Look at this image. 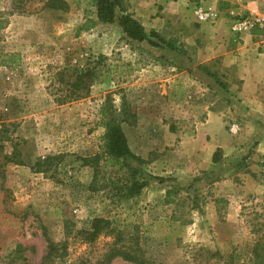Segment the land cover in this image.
Masks as SVG:
<instances>
[{"label":"rangeland","instance_id":"obj_1","mask_svg":"<svg viewBox=\"0 0 264 264\" xmlns=\"http://www.w3.org/2000/svg\"><path fill=\"white\" fill-rule=\"evenodd\" d=\"M12 1L0 0V17L9 18L0 30V53L19 52L22 62L13 69L0 65V125L12 124L8 133L22 164L0 156L6 175L4 184L0 178V264H42L45 232L56 243L67 242L66 254L53 264H103L115 237L101 235L91 244L77 235L96 217L111 220L116 234L138 236L155 264H264V192L238 175L247 167L246 158L222 153L215 170L195 174L182 167L183 152L193 146L181 150L178 133L206 122L196 104L204 94L223 97L234 112L227 113L222 127L235 147L254 124H264V59L238 49L239 39L229 36L231 15L223 16L220 40L211 30L217 23L210 22L194 33L181 24L160 32L176 38L183 54L133 42L110 24L77 35L81 24L96 19L87 13L94 8L85 0H68V12L33 0L24 13L11 14ZM255 45L264 54V45ZM88 68L95 71L88 96L59 104L61 78L72 81ZM103 108L116 117L128 113L133 121L123 129L133 153L146 162H127L147 181L136 197L112 196L130 180L127 167L118 164L105 168L106 188H90L94 170L83 158L101 152ZM6 144L11 153V142ZM49 154H65L54 178L32 169L37 158ZM259 174L264 179L262 168ZM66 223L72 228L69 237ZM111 264L133 263L116 258Z\"/></svg>","mask_w":264,"mask_h":264},{"label":"trees","instance_id":"obj_2","mask_svg":"<svg viewBox=\"0 0 264 264\" xmlns=\"http://www.w3.org/2000/svg\"><path fill=\"white\" fill-rule=\"evenodd\" d=\"M33 0H13L11 8V14L14 12L24 13L26 6ZM77 4L81 3V0H74ZM85 4L94 8L91 12L95 15L96 19L89 18L77 29V35L83 31H89L94 28L98 22L101 23H118L120 28L131 40L137 42H148L149 45L155 48H167L172 51H179L185 53L180 42L175 38L166 39L155 29L147 31L143 24L134 17L129 11V4L126 0H85ZM43 8H48L55 11H70L71 4L68 0H46ZM9 25L8 17H0V30L6 28ZM22 56L19 52H4L0 53V65L7 68H16L21 65ZM95 71L91 68L82 70L75 75L74 80L68 81L63 77L60 84L63 93L55 97V100L59 104H64L73 100L85 98L90 92V88L94 82ZM220 85L226 89L224 83ZM126 108H124L125 110ZM103 124L105 125L106 132L103 135V145L101 152L96 153L91 157H84L83 162L91 166L94 170L93 180L91 183L92 191H100L107 186V179L103 175L105 168L111 164L120 165L119 169H125L129 171L130 180L125 184L124 189H119L117 193L112 195L118 197V200L123 198H133L141 194L144 187L147 185V181L139 178V171L133 168L128 162V159L137 160L139 163H145L146 161L137 156L131 150L128 138L123 129V123H133L128 116V113H124L122 117L114 116V110L108 111V108H103ZM111 114V115H110ZM109 118V120H108ZM12 124L1 122L0 127V156H3L7 162H16L22 164L21 151L18 148L17 143H14L13 137L9 135V128ZM7 142H11L12 152H6ZM223 150L218 148L214 155L213 161L218 163L222 159ZM65 154H49L37 158L33 164L32 169L35 172H42L44 174H50L52 178L56 177L58 166L63 162ZM103 162V163H102ZM244 164L239 163L238 168H243ZM5 170L3 169V163H0V178L4 184ZM100 180H103L100 185ZM171 191L168 192V196ZM167 196V198H168ZM112 198V197H111ZM171 201L168 199L167 203ZM65 233L69 237L72 233V228L69 223L65 224ZM115 233V228L112 227V221L103 218L96 217L92 219L90 227L86 229H80L77 231V235L82 237L85 243H94L101 235H112L115 237L114 241L110 243L107 252L103 255V264H111L116 258H122L123 260L133 264H155L148 259L145 255V249L141 246L138 236L124 237L122 233ZM46 240L48 242L47 254L42 264H53L57 257H63L67 252V242L62 243L54 242L45 232Z\"/></svg>","mask_w":264,"mask_h":264},{"label":"crops","instance_id":"obj_3","mask_svg":"<svg viewBox=\"0 0 264 264\" xmlns=\"http://www.w3.org/2000/svg\"><path fill=\"white\" fill-rule=\"evenodd\" d=\"M126 2L129 4V11L143 24L147 31L155 29L159 33L165 32L170 28L175 27L177 24L187 27L190 33H194L197 30L196 27L202 29L205 24L199 21L196 11L197 8L213 6L218 9L221 14L219 20L216 22L217 24L214 26L212 25L213 27L211 26L213 28L211 30H213L215 34L218 33V35L213 37L215 40H220L218 37L219 35L221 37L223 36L224 33H221V28H223L222 25L225 21L223 16H229L231 9L240 10L242 8H249L252 11H256L263 6L260 0H219L217 2L212 0H126ZM105 24L108 23L98 22L97 25ZM229 24V36L239 39L240 44L238 49L242 51V54L246 52L249 54L252 53L255 57L259 55V59H264V54L262 52L259 53L255 45L258 41L256 35L258 34V31H244L241 34H236L232 31V18H230ZM110 25L120 28L118 23ZM120 30L122 29L120 28ZM122 34L126 36L123 30ZM131 41L137 42L135 40ZM245 99H249V96H247L246 93ZM246 100L242 103L248 104ZM196 104H198V109L202 110L200 112L207 115V118H205L206 122H197L195 130L188 128L178 133L180 136L181 150L188 145L193 146L191 151L186 152L183 150L182 157L184 161L182 163L185 165H182V167L186 166V168L194 174L200 171L215 170L214 166L219 162L215 163L213 161V155L218 148H221L226 157L236 154V156L246 158L247 167H245L242 173H238V175H241L246 179L247 183L250 180L256 182V192H264V179L260 178L259 174L261 172V163L264 160V124L257 122V124H254L253 130L249 131V129H247V132L249 131L250 133L242 135L239 138L238 145L240 148H237L230 140L229 142L225 140L227 135L225 134L226 132L224 133L225 127H222L225 123L224 118H227L228 114L231 116L234 115V112H232L230 108L228 109L225 99L223 97L216 98L213 94H204L203 97L200 98V102H196ZM248 123L249 120H245V129ZM215 125L218 126L215 127ZM218 127L223 128V135L220 133L222 137L218 136ZM208 136L213 137L210 145L208 144L202 148L198 147L197 142H201L202 144L203 139H207ZM253 141L256 142V145L251 148L249 145ZM242 143L244 147H241Z\"/></svg>","mask_w":264,"mask_h":264},{"label":"built area","instance_id":"obj_4","mask_svg":"<svg viewBox=\"0 0 264 264\" xmlns=\"http://www.w3.org/2000/svg\"><path fill=\"white\" fill-rule=\"evenodd\" d=\"M217 2L219 0H212ZM256 1V0H255ZM263 4L262 8H258L256 11H252L249 8H242L240 10L231 9L230 15L232 18V31L236 34H241L244 31L254 32L258 31L257 43L264 45V0H260ZM198 19L201 22L216 23L220 18V11L213 6L207 8H197ZM233 132H237L238 125L233 124L231 126ZM262 172L264 173V160L261 164Z\"/></svg>","mask_w":264,"mask_h":264}]
</instances>
